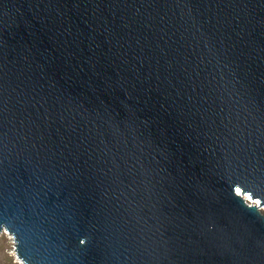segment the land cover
<instances>
[{"label": "water", "instance_id": "95a60500", "mask_svg": "<svg viewBox=\"0 0 264 264\" xmlns=\"http://www.w3.org/2000/svg\"><path fill=\"white\" fill-rule=\"evenodd\" d=\"M263 208L264 0H0L22 264H264Z\"/></svg>", "mask_w": 264, "mask_h": 264}, {"label": "rangeland", "instance_id": "374dc122", "mask_svg": "<svg viewBox=\"0 0 264 264\" xmlns=\"http://www.w3.org/2000/svg\"><path fill=\"white\" fill-rule=\"evenodd\" d=\"M247 201H250L249 198ZM261 212L264 214V208ZM0 264H22L15 257L11 236L4 230H0Z\"/></svg>", "mask_w": 264, "mask_h": 264}, {"label": "snow or ice", "instance_id": "6c2138e0", "mask_svg": "<svg viewBox=\"0 0 264 264\" xmlns=\"http://www.w3.org/2000/svg\"><path fill=\"white\" fill-rule=\"evenodd\" d=\"M236 192L239 194L241 192V189L240 188H237L236 189ZM249 199H251V197H249ZM256 203H260V201H256Z\"/></svg>", "mask_w": 264, "mask_h": 264}, {"label": "bare ground", "instance_id": "6f19581e", "mask_svg": "<svg viewBox=\"0 0 264 264\" xmlns=\"http://www.w3.org/2000/svg\"><path fill=\"white\" fill-rule=\"evenodd\" d=\"M246 199L248 198V197H245Z\"/></svg>", "mask_w": 264, "mask_h": 264}]
</instances>
